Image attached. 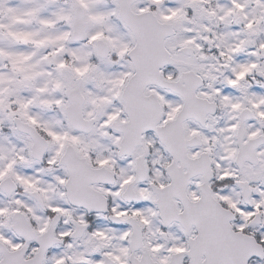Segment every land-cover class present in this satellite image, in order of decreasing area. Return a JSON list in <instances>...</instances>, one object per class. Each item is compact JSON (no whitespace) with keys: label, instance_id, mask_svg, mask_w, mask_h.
Masks as SVG:
<instances>
[{"label":"snow or ice","instance_id":"snow-or-ice-1","mask_svg":"<svg viewBox=\"0 0 264 264\" xmlns=\"http://www.w3.org/2000/svg\"><path fill=\"white\" fill-rule=\"evenodd\" d=\"M0 264H264V0H0Z\"/></svg>","mask_w":264,"mask_h":264}]
</instances>
